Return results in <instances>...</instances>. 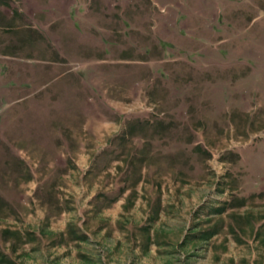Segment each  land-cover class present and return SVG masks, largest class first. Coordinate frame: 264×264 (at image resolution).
Instances as JSON below:
<instances>
[{
    "label": "rangeland",
    "instance_id": "rangeland-1",
    "mask_svg": "<svg viewBox=\"0 0 264 264\" xmlns=\"http://www.w3.org/2000/svg\"><path fill=\"white\" fill-rule=\"evenodd\" d=\"M0 264H264V0H0Z\"/></svg>",
    "mask_w": 264,
    "mask_h": 264
},
{
    "label": "crops",
    "instance_id": "crops-1",
    "mask_svg": "<svg viewBox=\"0 0 264 264\" xmlns=\"http://www.w3.org/2000/svg\"><path fill=\"white\" fill-rule=\"evenodd\" d=\"M3 88H4V86H3Z\"/></svg>",
    "mask_w": 264,
    "mask_h": 264
}]
</instances>
